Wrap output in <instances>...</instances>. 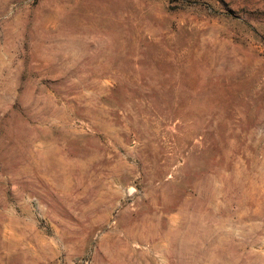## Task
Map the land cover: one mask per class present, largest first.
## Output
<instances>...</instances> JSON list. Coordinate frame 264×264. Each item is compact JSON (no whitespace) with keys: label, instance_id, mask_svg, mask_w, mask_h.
I'll list each match as a JSON object with an SVG mask.
<instances>
[{"label":"rangeland","instance_id":"obj_1","mask_svg":"<svg viewBox=\"0 0 264 264\" xmlns=\"http://www.w3.org/2000/svg\"><path fill=\"white\" fill-rule=\"evenodd\" d=\"M0 264H264V0H0Z\"/></svg>","mask_w":264,"mask_h":264}]
</instances>
